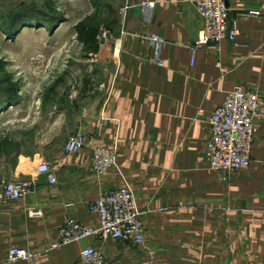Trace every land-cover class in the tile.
I'll return each mask as SVG.
<instances>
[{
  "label": "crops",
  "instance_id": "obj_1",
  "mask_svg": "<svg viewBox=\"0 0 264 264\" xmlns=\"http://www.w3.org/2000/svg\"><path fill=\"white\" fill-rule=\"evenodd\" d=\"M143 1L157 3L151 23L142 16ZM227 2L240 30L236 42L193 56L202 19L191 4L123 0L122 7L133 8L107 37L100 29L93 91L75 100L70 135L83 133L86 149L67 155L66 140L56 157L39 152L0 160V179L37 180L28 199L0 201V264H9L13 247L35 254L16 264H81L90 246L101 248L106 264H264V0ZM147 34L165 39V68L153 64ZM239 86L260 93L262 105L250 168L229 176L210 168L206 145L215 108ZM96 147L117 151L122 175H94ZM44 159L56 185L38 173ZM125 183L144 212L142 245L88 239L51 250L66 221L97 226L89 204ZM35 210L41 218L30 216Z\"/></svg>",
  "mask_w": 264,
  "mask_h": 264
},
{
  "label": "rangeland",
  "instance_id": "obj_2",
  "mask_svg": "<svg viewBox=\"0 0 264 264\" xmlns=\"http://www.w3.org/2000/svg\"><path fill=\"white\" fill-rule=\"evenodd\" d=\"M122 2L0 0V160L58 155L77 95L94 88V54L79 33L95 26L105 34L121 24Z\"/></svg>",
  "mask_w": 264,
  "mask_h": 264
},
{
  "label": "built area",
  "instance_id": "obj_3",
  "mask_svg": "<svg viewBox=\"0 0 264 264\" xmlns=\"http://www.w3.org/2000/svg\"><path fill=\"white\" fill-rule=\"evenodd\" d=\"M191 4L202 19V28L198 33L191 54L211 44L220 45L224 41L236 42L240 35L238 22L231 19L227 0H182ZM142 16L151 23L156 2L143 1L139 5ZM133 6L122 7L126 15ZM108 33L104 34L107 37ZM145 38L153 45L152 62L159 68H165L163 50L165 39L159 35L147 34ZM262 97L260 93L236 87L229 92L226 101L215 108L209 119V137L206 145V158L213 171L229 176L249 170L256 135V122L260 117ZM87 138L83 133L70 135L64 146L67 155H77L86 149ZM122 175L115 149L96 147L92 151V172L97 178L105 177L110 171ZM39 175H46L50 185L58 183L50 162L42 160L38 166ZM36 179H0V201L3 203L26 200L34 193ZM89 211L98 218L95 227L68 220L59 229V240L51 246L52 251L93 239L100 243L113 240L128 245L140 246L145 242L144 212L139 206L137 196L128 183L114 191H107L89 204ZM35 219L42 217L41 211H31ZM35 254L26 248H10L7 262L16 264L32 262ZM81 264H106L101 248L90 246L81 252Z\"/></svg>",
  "mask_w": 264,
  "mask_h": 264
},
{
  "label": "trees",
  "instance_id": "obj_4",
  "mask_svg": "<svg viewBox=\"0 0 264 264\" xmlns=\"http://www.w3.org/2000/svg\"><path fill=\"white\" fill-rule=\"evenodd\" d=\"M101 31L99 27L86 26L79 33V39L88 53L95 54L99 50V37Z\"/></svg>",
  "mask_w": 264,
  "mask_h": 264
},
{
  "label": "water",
  "instance_id": "obj_5",
  "mask_svg": "<svg viewBox=\"0 0 264 264\" xmlns=\"http://www.w3.org/2000/svg\"><path fill=\"white\" fill-rule=\"evenodd\" d=\"M105 42V39H102V43H104Z\"/></svg>",
  "mask_w": 264,
  "mask_h": 264
}]
</instances>
